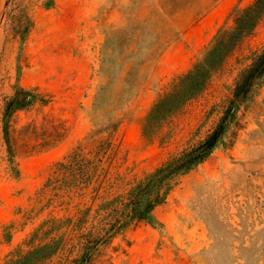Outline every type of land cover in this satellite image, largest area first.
I'll use <instances>...</instances> for the list:
<instances>
[{
  "label": "rangeland",
  "instance_id": "obj_1",
  "mask_svg": "<svg viewBox=\"0 0 264 264\" xmlns=\"http://www.w3.org/2000/svg\"><path fill=\"white\" fill-rule=\"evenodd\" d=\"M253 2L0 0V264H80L88 251L84 264H264V82L152 222L111 228L130 185L223 115L247 55L264 44V12L192 97L143 130ZM99 158L96 173L117 180L95 195L88 169Z\"/></svg>",
  "mask_w": 264,
  "mask_h": 264
},
{
  "label": "trees",
  "instance_id": "obj_2",
  "mask_svg": "<svg viewBox=\"0 0 264 264\" xmlns=\"http://www.w3.org/2000/svg\"><path fill=\"white\" fill-rule=\"evenodd\" d=\"M263 12L264 0H254L249 6L237 10L233 26L221 29L215 36L213 43L195 61L190 70L177 78V81L173 84L172 91L165 94L153 105L145 118L143 130L147 131L153 127L157 116L165 110L173 109L179 102L192 97V94L195 93L194 91L204 85L213 67L217 64L221 65L228 50L234 48L241 37L255 27L263 16ZM247 60L248 64L236 77L231 97L227 102L223 115L213 129L198 143L170 157L153 171L130 185L123 199L119 201L122 204L120 219H117L111 228L118 224V227H120L128 219L152 222L154 220L152 214L154 207L164 201L167 192L174 185L177 177L203 162L217 146L227 131L229 122L233 120L240 103L253 97L255 89L264 82V44L251 51L247 55ZM73 157L75 156H71V158ZM106 158L111 164L113 160L111 153H107ZM100 161V158L97 159L96 163L92 161L90 165L92 170L88 169V178L92 179L96 176V181L99 183L98 189L95 188L93 190L95 195H99L102 183L109 181V177H107L108 170L104 169V174L96 173L99 166L98 162ZM114 181H109L107 183L108 187L115 184ZM68 192L70 191L68 190ZM85 255L88 256L89 251L82 256L80 264L86 262L87 256Z\"/></svg>",
  "mask_w": 264,
  "mask_h": 264
}]
</instances>
